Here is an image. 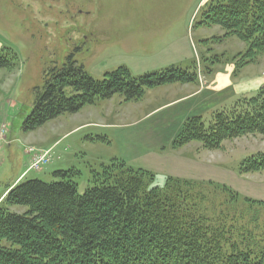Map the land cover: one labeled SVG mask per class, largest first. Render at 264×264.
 <instances>
[{"label":"rangeland","instance_id":"1","mask_svg":"<svg viewBox=\"0 0 264 264\" xmlns=\"http://www.w3.org/2000/svg\"><path fill=\"white\" fill-rule=\"evenodd\" d=\"M209 2L0 0V50L16 58L11 69H0V209L27 212L25 207H10L4 201L21 181L51 184L60 181L54 176L56 172H78L74 181L79 195H84L93 186L95 173L127 161V168L156 175V185L167 177L197 185L194 191L199 193L194 200L201 217L210 223H223L222 227L236 232L253 227L255 221L264 229V207L245 202L264 201V171L241 173L247 158L264 153V136L227 140L216 151L206 150L197 142L176 150L171 144L159 148L160 156L137 160L126 148V144L138 142L136 136L143 129L138 124L146 120L145 116L167 103L198 93L207 95V102H221L195 115L202 116L209 128L216 114L234 111L242 105L241 100L255 98L264 90V55L249 62L248 44L227 36L220 26L198 25ZM72 54L99 81L121 67L134 77L176 67L196 73L198 78L193 84L147 90L139 102H126L123 96L115 95L77 114L63 115L37 131H23V122L33 109L35 89L41 88L47 74L61 68ZM218 73L228 78L229 85L246 83L240 88L245 94L228 90L227 96L218 100L214 91L204 93L212 89ZM58 140L61 144L56 149L51 144ZM49 151L50 162L32 168L36 154ZM224 190L239 196L233 200Z\"/></svg>","mask_w":264,"mask_h":264},{"label":"trees","instance_id":"2","mask_svg":"<svg viewBox=\"0 0 264 264\" xmlns=\"http://www.w3.org/2000/svg\"><path fill=\"white\" fill-rule=\"evenodd\" d=\"M203 12L198 25L220 26L227 36L248 44L249 62L264 55V0H210ZM15 61L0 50V69H11ZM197 78L176 67L134 77L121 67L99 81L72 54L35 89L33 109L22 129L37 131L115 95L139 102L147 90L193 84ZM240 104L216 114L209 128L202 116L190 118L172 149L197 142L216 151L227 140L264 136V90ZM118 163L95 173L84 195L74 181L79 173L71 171L56 172L59 182L31 180L11 188L5 203L27 212L0 209V264H264V229L258 222L236 232L210 223L194 200L197 185L173 177L156 185L152 172ZM263 171L264 153L247 158L241 167L243 174ZM224 191L233 200L239 196ZM245 202L264 207V201Z\"/></svg>","mask_w":264,"mask_h":264},{"label":"crops","instance_id":"3","mask_svg":"<svg viewBox=\"0 0 264 264\" xmlns=\"http://www.w3.org/2000/svg\"><path fill=\"white\" fill-rule=\"evenodd\" d=\"M212 83H214V86H211L212 89H206L204 93L209 90L210 94H212L214 91L218 100L227 96L226 92L228 90L230 93L233 92L232 94H236L237 92L245 94L246 92V90H240L246 83L242 85L236 84L235 86L233 84L229 85L228 78L219 73ZM227 86L230 87L226 89ZM205 97H207V95L202 96V93L189 95L180 100L178 99L171 103H167L166 105L154 109L151 113H148L145 116L146 120L142 122L143 124H138V126L143 127L142 130L139 129V134L136 136L138 142L126 144V148L129 149V155L132 156V159L136 158L135 160H137L149 155L160 156L158 155L161 151L159 148H164L172 144L173 140L180 134L183 123L188 118L195 115H202L209 111V109L214 108L215 105L222 104L221 102L218 104L207 102ZM60 142L61 140H58L54 144H51V146H56V149H58L61 144ZM140 147H146L150 150L142 151ZM124 162L127 163V161Z\"/></svg>","mask_w":264,"mask_h":264},{"label":"built area","instance_id":"4","mask_svg":"<svg viewBox=\"0 0 264 264\" xmlns=\"http://www.w3.org/2000/svg\"><path fill=\"white\" fill-rule=\"evenodd\" d=\"M51 152H46L44 154L37 153L36 157L34 159V163L32 165V168H41L44 165L48 164L51 160Z\"/></svg>","mask_w":264,"mask_h":264}]
</instances>
